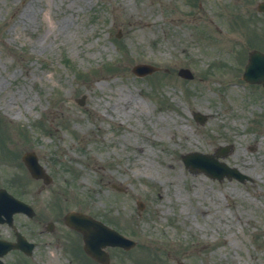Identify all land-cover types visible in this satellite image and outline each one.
Instances as JSON below:
<instances>
[{
	"label": "rangeland",
	"instance_id": "1",
	"mask_svg": "<svg viewBox=\"0 0 264 264\" xmlns=\"http://www.w3.org/2000/svg\"><path fill=\"white\" fill-rule=\"evenodd\" d=\"M258 1L0 0L4 159L35 150L62 201L137 241L125 264H264V90L240 78L264 50ZM222 146L249 179L182 161Z\"/></svg>",
	"mask_w": 264,
	"mask_h": 264
},
{
	"label": "flooded vegetation",
	"instance_id": "2",
	"mask_svg": "<svg viewBox=\"0 0 264 264\" xmlns=\"http://www.w3.org/2000/svg\"><path fill=\"white\" fill-rule=\"evenodd\" d=\"M24 169L0 166V264H103L87 254L82 234L47 201L45 184L31 181Z\"/></svg>",
	"mask_w": 264,
	"mask_h": 264
},
{
	"label": "water",
	"instance_id": "3",
	"mask_svg": "<svg viewBox=\"0 0 264 264\" xmlns=\"http://www.w3.org/2000/svg\"><path fill=\"white\" fill-rule=\"evenodd\" d=\"M259 9L260 10H264V2H261L259 4ZM154 69L153 66L151 65H146V64H138L136 66L133 67L134 72L136 73H146V72H151ZM179 74H181L182 76L185 77H191V74L189 73V71L187 69H181L179 71ZM244 78L251 81V82H258V83H262L264 86V54L259 52V51H252L249 54V62L246 66V70L244 73ZM184 162L186 164L187 167L189 168H193V166L190 164V161L188 160L187 156H184ZM221 166H223L225 173L228 176L234 175L237 176V173L235 171V169L233 168H227L223 163L220 164ZM204 167V170L211 174L212 176H214L215 174L210 170V168L208 167ZM221 177V175H219ZM240 178L242 176H239ZM76 217L73 216V220H75ZM94 224H97V222L94 221ZM96 226L94 225L92 229H90L92 231V233H96L95 232V228ZM91 228V227H90ZM104 235H108L111 236L110 233L108 232H104ZM112 235H115L116 237L114 238V241H111L110 243H116L119 245H124V246H129V245H133V242H131L130 240H127L124 237H121L119 235H116V233H112Z\"/></svg>",
	"mask_w": 264,
	"mask_h": 264
},
{
	"label": "bare ground",
	"instance_id": "4",
	"mask_svg": "<svg viewBox=\"0 0 264 264\" xmlns=\"http://www.w3.org/2000/svg\"><path fill=\"white\" fill-rule=\"evenodd\" d=\"M23 15H24V13H22ZM162 119H164V118H162Z\"/></svg>",
	"mask_w": 264,
	"mask_h": 264
}]
</instances>
